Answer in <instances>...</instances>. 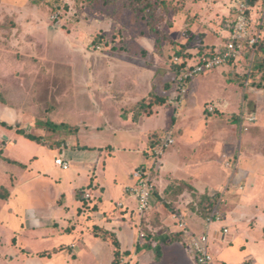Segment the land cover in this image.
I'll return each instance as SVG.
<instances>
[{"label":"rangeland","instance_id":"rangeland-1","mask_svg":"<svg viewBox=\"0 0 264 264\" xmlns=\"http://www.w3.org/2000/svg\"><path fill=\"white\" fill-rule=\"evenodd\" d=\"M258 1L253 10L254 20L264 16V0ZM154 3L152 11L138 12L124 6L121 0L108 3L104 0H0V186L10 192L14 190L17 178L20 180L18 191H15L17 197L11 201L16 206L14 210H7L9 199L7 203L0 200V264H42L47 261L45 256L37 255L26 261L27 254L21 253L20 244L23 242L32 249L55 245L52 238H34L33 230L27 227L28 211L25 209L53 195L56 186L66 194V205L73 207L76 203L73 196L75 186L91 180L96 171V181L105 187L104 204L115 207L117 202L130 198L123 192L127 183L125 173L142 163H152L148 146L143 149L142 140L150 143L152 132L157 129L160 132L163 128H166L164 131L171 128L179 134L175 145L169 148L168 156L172 153L173 164L183 169L184 176L179 177H189L186 172L191 173V177L182 180L175 178L176 173L171 170L161 172L163 160L168 159L165 153L154 171L157 200L162 186L172 185L176 190L185 181L195 183L206 193L214 192L216 202L224 198L220 208L225 220L240 193L238 197L249 204V210L254 209L257 213L256 209H264V85L263 82L260 85L254 82L259 83L261 74L252 76L251 56L245 54L237 62L216 67L191 79L182 109L177 113L168 101L169 95L177 88L173 68L178 57L176 51L184 43H188L189 52H197V47L206 39L217 38L216 42H224L232 0H154ZM124 60L153 70L155 95L150 100L155 101L152 105L158 104L161 109L145 115L153 107H140L134 117L144 118L141 119L143 123L128 130L121 129L115 120L111 123L112 116L109 121L107 119L109 127L89 123L82 128V124L91 120L102 121L96 111V96L101 87L94 83L95 78L101 84L114 82L109 72H97L106 71L102 68L104 65L113 67ZM117 72L123 75H118L116 80L118 99L126 94L127 103L140 99L149 75L144 72L135 75L127 68H120ZM157 97H166V102L160 103ZM226 101L229 102L227 108L223 106ZM209 105L215 107V112L208 110ZM124 110L127 112V109L121 110L120 117L126 119L122 114ZM253 114L257 116L256 121L260 118L252 123L259 127V133L255 132L256 127L250 128L247 136L254 137L246 138L240 157L242 135L248 129V124L243 122H247L246 115ZM237 116L240 118L238 122L234 121ZM47 119L77 127V130L74 133L66 130L53 132L37 125L39 120ZM19 129L40 136L41 143L26 139L18 133ZM67 142L73 147L80 143L99 147L98 154L90 156L95 157V162L90 161L91 171L78 162L69 169L55 163V158L60 156L59 149L67 146ZM102 151L104 160L94 169ZM85 153L92 154V150ZM10 160L26 163L28 174L36 178L26 177V170ZM40 173L46 174L45 179L51 181L50 188H45L46 181L40 179ZM227 185V190L222 192ZM86 188L90 187L83 190ZM91 197L85 204H95V198ZM190 197H184L191 201L186 205L188 214L189 207L196 202L197 208L202 196L193 194ZM61 199L59 197L58 202L63 201ZM164 203L169 212L172 203ZM129 204L136 206L132 198ZM196 210L194 215L199 216L200 208ZM260 211L264 214L263 210ZM250 213L256 215L253 211ZM135 217L141 216L136 213ZM131 218L134 219V214ZM242 220L234 221L229 217L228 221L213 225L217 228L226 223L230 233L220 242L211 234V264H254L253 258L243 261L248 252L254 255L255 264H264V221L250 215ZM200 228L201 225L196 229ZM45 230L39 229L40 232ZM142 230L139 244L143 239L147 241L145 238L150 231L146 227ZM108 249L109 246L101 252L102 264L110 253ZM187 254L191 255L189 246ZM94 256H69V264H95ZM194 258L192 254L186 262L198 264ZM169 259L172 264L177 261L174 257ZM130 260L131 264H140L134 256ZM64 263L65 259L59 261V264Z\"/></svg>","mask_w":264,"mask_h":264},{"label":"crops","instance_id":"crops-1","mask_svg":"<svg viewBox=\"0 0 264 264\" xmlns=\"http://www.w3.org/2000/svg\"><path fill=\"white\" fill-rule=\"evenodd\" d=\"M225 36H229V32H227V35ZM216 40L217 38L211 41L209 39H206L205 43L219 44V41L216 42ZM146 67L147 66L143 67L139 65H134L133 62L126 61V60L121 61L119 63H115V66L113 67L112 65L102 66V68H106V71L101 70V71H98L97 74H102V73L107 74L109 72L110 73L109 75L112 76L114 80L113 84L111 83L101 84V82L97 83L95 81L96 78L94 80V83L98 84L101 87L99 89L100 91H98L97 96H96V99L98 101L96 111L98 113V116L101 117L102 121H92L91 120L82 125L80 124L82 128L83 126H86V125L89 126V123H93V125H95L96 127H104V126L109 127L108 121L111 116H112L111 117L112 119L110 120L112 121L111 123H113V121L115 120V122L116 123L118 122V125L121 126V129H123L124 127L125 130H128L131 127H135V125L143 123L141 119H144V118H140V117L137 118L134 116L138 114L136 112L139 109L138 103L144 99H146V101L149 100L150 94L154 91V87H155L154 81L156 79V76L153 70L150 68L147 69ZM120 68H124V69L127 68L129 72H133L135 75H138L143 72L149 75L148 78L146 77L147 82H146V88H145L144 95L141 96L140 99L138 98V100L135 101L134 103L126 102L129 99L128 94H126L127 96L126 95L122 96L119 99L116 95V91H117L116 80L119 79V76H120L117 70H119ZM94 73L96 74V72ZM122 76L123 75H121L120 77ZM134 81L138 82L136 78H134ZM133 85H136V84L133 83ZM227 102L228 101H226V104L223 105L224 107L226 106L225 108L228 107L227 105L229 102L228 103ZM152 107L153 108H151L148 114H145V115H149V113H151L152 110L156 111L157 108L161 109L158 104H154ZM123 109H127V112L124 110L122 113L124 116H126V119L120 117V111ZM131 114H133V116H131ZM152 115L154 116V113ZM246 116L248 117L253 116L254 119L248 120L247 118H245L247 122L246 121L243 122V123L248 124V129L246 130V133L242 135L241 147L238 152L240 157L244 149L243 145L245 143L246 138L248 140L249 137L252 136L250 134L247 136V132L250 130V128L256 127L255 132H257V134L259 133L257 131V128L259 130V127H257L256 124L252 125L253 122L255 123L257 116L255 114L246 115ZM105 117L107 118L103 119ZM258 120H260L259 117H258ZM165 129L166 128H163L162 131H160L159 133L162 132L161 133L162 135ZM172 130L174 132L175 142L172 145H170V147L175 145V143L177 142L176 140L179 137L178 136L179 134H177V132L174 129ZM158 131L159 130L157 129V132ZM253 137L254 136H252L251 138ZM142 142H143V149H144L145 147L148 146L149 141L144 142V140H142ZM66 145L67 146H63L62 148L60 149L58 148V149L60 150V155L63 156L65 159L69 160L70 167L73 163L78 162L80 164L81 163L84 164V168L88 169V171L89 170L91 171L92 164H90V161L91 162L94 161L93 158L95 157H90V156H93L94 154H98L96 153V151H98L97 149L99 147L89 146L87 144H81V143L79 146L73 147L70 144H68V142ZM169 148L165 152L166 157L168 156ZM89 149L92 150V154L87 155L85 152ZM142 152L144 153L143 150ZM79 154H81V157L79 156ZM102 155H103V151L99 153L96 166L94 169H96L97 165L104 160L102 159ZM172 155L173 154L170 153V155L168 156V159H166V161L163 160V165L161 166L160 164L161 172L163 170H171L173 173H176L175 178L177 179H182V178L188 179L189 177H191L190 172H186L188 176L190 175L189 177H183L184 176L182 172L183 169L173 164L172 159L170 158L172 157ZM105 157H106L105 158L106 161L104 162V164L108 162L107 156ZM18 162L23 163L25 165L24 167L21 165L19 166L26 170V173H27L25 175L26 177L36 178V176H32V174L31 175L28 174V171H27L28 167L26 163L22 161H18ZM141 165H143V163ZM158 167H159V164H158ZM134 170H131L125 173V180L127 181V183L125 184V187L126 185L132 183L133 181L132 173ZM95 173L96 171H94V174L91 180H87L85 184L83 185L80 184L79 186H75L74 191H73V196L76 199V203H74L73 207L66 205L65 203L66 194L62 193L61 190L58 189V186H56L57 189L55 190L53 195H51L44 201L43 199L38 200L37 204L34 203V205H31L25 209L28 211V214L26 216V221L28 223L27 227L30 230H33L34 238L36 239L40 237L42 239L52 238V240L56 242L53 247L46 248V249H36V248L32 249V248L27 247L26 244H24L23 242H21L20 244L21 249H22L21 253L24 255L27 254L26 258H24L26 261L33 260L32 258L36 257L37 255V256H45L47 258V261L42 264H53V263L59 264V261L64 260V259L66 261V263L64 264H69V259H70L69 256L80 258V255L81 257H85L86 255H90V256L95 255L94 258L96 260V263L102 264L101 258L103 256H101L102 254L101 252L102 250H105L107 246H109L108 250H110V253L108 256L105 257L106 258L105 264H112V261L114 259L115 246L110 240H104L100 236H97L94 233V227L97 226V227H101L106 230H109L110 232L116 235V237L118 238L121 244V248H120L121 253H124L125 251H130L129 255H124V254L122 255L120 264H131L130 257H133V256L140 260V264H172L170 263L171 261L169 259L170 257L177 258L176 263L174 262L173 264H190V262L188 263L186 262V260L190 259L193 253L191 251V255L189 254L190 257L187 254V246L190 247V245H189L188 239L183 235V233L181 234V231L178 225V219L181 217L184 218L188 222L190 228L196 233H200L205 230L204 217L200 215L199 216L194 215L195 214L194 211L196 209L197 210L199 209L198 206L196 208V205L198 203L196 204L195 202L196 205L194 204L193 207L192 206L189 207L190 209H189V214H188L186 213V209H188V206L186 205H189L191 201H189V199L188 200L184 199L186 195H188V197L190 196L193 197V194L203 196L207 194L205 191L200 190V187H197L195 183H190V185L195 189L194 191L188 188H185L182 192L175 191L172 194V196H168L165 193V189L168 187V184H166L164 187L162 186V188L159 189V194H160L159 196H161L162 199L157 200L156 196H154L155 195L154 193L153 198H152V207L150 208L149 211H147V213L140 214L137 211V205L135 207L130 206L129 201H130V198L132 197H130L125 192V187L123 188V192L124 194L127 195V197H130V198H126L124 201L117 202L115 207L110 206L109 203L104 204L103 201H104L105 187L102 186L98 181H96V179H98V176H96ZM45 175L43 176V174L40 173L39 177L40 179L43 178V180L46 181L45 184L47 185V187L45 186V188H48V187L50 188L52 186V183L50 180L45 179ZM70 175L72 176V174ZM180 175H183V176L179 177ZM55 181L57 180L55 179ZM19 182L20 180L19 178H17L16 186L14 187V190H12L14 193L12 195L11 194L12 191H10L11 196L8 197L10 201H8V199H3L6 203L8 201L7 203L8 209L5 208L7 210L13 211L14 210L13 207H16L15 205L11 203V201L13 200V197H17L15 193L18 191L17 186H19L18 185ZM86 186L90 188H86L85 190H83ZM80 191L82 192L80 193ZM85 192H90L92 194L91 199L95 198L94 205H91L90 202L85 204L86 200L87 201L90 200V199L84 198ZM208 194L214 195L215 193L211 192ZM240 195L241 193L238 194V196ZM238 196L236 198L235 205L232 206V209L231 208L229 209V215L227 216V220H224L223 222L228 221L229 217H231V219L234 221H238L240 219L241 221H243L242 218H246L248 215L255 217L256 220L262 219V221H264V214L260 211V210L264 211V209L262 208H260V210L256 209L258 210L257 213L254 209L249 210L248 209L249 204H247L246 201L242 200ZM59 197H61L62 198L61 200L63 201L58 202ZM132 199L135 201L134 198ZM164 201L169 202L170 204L172 203V205H170L169 207L170 210L168 209L169 212L167 211V207H165L166 205ZM120 203L121 205H119ZM255 206L258 207V205H255ZM250 211L251 212L253 211V213H256V215H253L252 213H250ZM136 213H138L141 217L140 218L135 217ZM131 214H134V219L131 218ZM179 214H182L183 216H179ZM137 218L140 220L138 221ZM200 225H201V228L196 229L197 226L199 227ZM213 225H215V223H213L210 228L209 236L213 234L212 237L214 238V240L216 239L218 242L224 240L226 238V235L230 233L229 225H227L226 223H223L221 227L218 226L217 228L214 227ZM223 226L228 227L229 229L228 233H223L222 231ZM144 227L150 230L148 232L150 233V235H146L145 239L147 241H143L144 240L143 239L140 244L146 245L151 242L152 244L153 243L156 244V242H158V245L161 247L160 258L157 257V254L153 248H149L145 246L140 251L136 250V245L139 243L140 232L143 231L142 229H144ZM40 228H45L46 230L40 232L39 231ZM263 234H264V228H263ZM161 241L162 243H160ZM43 252H46V254L42 255ZM124 257L126 258V260ZM193 258H194V255H193ZM250 258H253V262L255 264V257L252 254V252H248V254H246L243 261H245L246 259H250Z\"/></svg>","mask_w":264,"mask_h":264},{"label":"built area","instance_id":"built-area-1","mask_svg":"<svg viewBox=\"0 0 264 264\" xmlns=\"http://www.w3.org/2000/svg\"><path fill=\"white\" fill-rule=\"evenodd\" d=\"M250 1L251 0H232V10L234 11L233 24L228 40L224 43V47L222 49L217 48L216 53L210 57L190 63L177 77V88L168 97V101L173 105L176 113L181 109L185 101L188 93V84L191 79L206 71L213 70L216 67L227 65L231 62H237L247 53L251 56V60L253 61L254 53L250 50H253L259 42L262 36V29L258 27L254 30L253 7ZM177 62H180L178 57ZM262 82L264 85V80ZM208 110L213 112L215 111V107L209 105ZM247 119L253 120L254 117L249 116ZM174 142V132L171 128H168L160 136V142L150 155L152 157V163L150 165L143 164L137 167L132 173V183L125 187V192L135 199L137 211L140 214L146 213L152 207V198L155 191L154 171L157 169L166 150ZM55 162L63 169H68L70 167L69 160L61 155L55 158ZM227 165H230L229 161H227ZM227 187L228 185L222 192H225ZM91 195L90 192H85L84 198L89 199ZM224 200V198L219 199L211 213L204 218L205 230L200 233L194 232L184 218L181 217L178 219L180 231L188 239L191 251L198 264H211L213 261L209 231L213 223L223 222L225 220L223 211L220 208ZM119 205H121V203ZM222 231L223 233H228L229 229L223 226Z\"/></svg>","mask_w":264,"mask_h":264},{"label":"trees","instance_id":"trees-1","mask_svg":"<svg viewBox=\"0 0 264 264\" xmlns=\"http://www.w3.org/2000/svg\"><path fill=\"white\" fill-rule=\"evenodd\" d=\"M110 1L116 2L117 0H104V2H107V3ZM121 1H122V4L124 6L132 8L133 10L138 11V12L152 11V9L155 5L154 0H121ZM258 3H259L258 0H251L250 1L251 6L253 7L252 12L254 10V7L256 5H258ZM263 11H264V9H262V12ZM233 18H234V11L232 10V12L230 14L229 23H226V25H227L226 27H227L229 34L231 32V29H232ZM259 18H260V16H259ZM261 18L256 19V20L253 19L254 20V30L258 27H260L262 30H264V16H261ZM156 32H158V31L156 30ZM228 37L229 36H226L224 39V42H221L219 44L201 43L200 46L197 47V49H198L197 52H189L188 51V49H189L188 43H184L183 46L181 47V49L176 51V55L181 59V61L180 62L174 61L173 68H174L175 75L178 77L183 72L185 67L188 66L190 63H192L194 61H201L207 57L212 56L213 54L216 53L217 48L222 49L224 47V43L228 40ZM187 42H189V41H187ZM250 51L252 53H254V57H255L252 61L253 65H252L251 74H252V76H255V77H257L258 74H261L259 83H257L256 80L254 81L255 84L260 85V82L262 83V81L264 80V35L261 36L259 42L256 44L254 49L250 50ZM247 56H249V55H247ZM167 87H169V85ZM154 95H155L154 92H152L150 94L149 100L152 97H154ZM1 97L2 96L0 93V98ZM157 99L159 100L160 103L166 102V97H160V98L157 97ZM152 104H153L152 100L147 102L146 99H144L138 103V107L140 108L143 106V108L146 107L145 109H147V108H149V106H153ZM239 120H240V118L238 116L236 119H234V121H237V122ZM37 125L40 127H44L46 129H49L53 132H60V131L66 130L69 133H74L75 130H77V127H70L66 123H56L50 119L49 120L48 119L47 120H39L37 122ZM18 133L24 135V137L26 139L35 141L37 143H41V137L40 136L33 135L31 133L25 132V131L20 130V129L18 130ZM160 136H161V134H159V132H154L151 135L150 143L148 144V151L150 152V155L153 152V149L156 147V145L160 142ZM10 161L15 162V163H17L23 167L25 166L23 163H20L18 161H13V160H10ZM182 184L179 185L178 189H176V190H175V187L173 188L172 185L171 186L169 185L165 189V193L168 196H172V194L175 191L182 192L185 188H188V189L193 190V191L195 190L190 184L186 183L185 181H182ZM81 192L82 191H80V193ZM154 193H155V191H154ZM9 196H10L9 190L4 186H0V199H8ZM160 199H162L161 196H160ZM216 199L217 198L214 195L208 194V193L201 197V200H200L199 205H198L200 208V211H199L200 216L205 218L208 214L211 213L214 206L216 205ZM94 233L97 236H100L104 240H110L113 243V245L115 246L114 259L112 261V264H120L122 255L123 254L124 255L130 254V251H125L124 253H121V249H120L121 244H120L118 238L116 237V235L114 233L110 232L109 230H106L104 228L96 226V227H94ZM181 234H182V232H181ZM148 235H150V233H148ZM145 246L149 247V248H153L157 254V257L160 258L161 247L157 243L152 244V242H151V243H148L146 245H141L138 243L136 245V250L140 251ZM54 250H56V249H54ZM45 254H46V252L42 253V255H45Z\"/></svg>","mask_w":264,"mask_h":264}]
</instances>
